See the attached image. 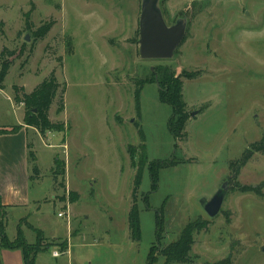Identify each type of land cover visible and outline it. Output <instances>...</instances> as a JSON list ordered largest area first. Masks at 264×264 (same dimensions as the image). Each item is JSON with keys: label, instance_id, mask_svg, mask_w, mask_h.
I'll return each mask as SVG.
<instances>
[{"label": "rangeland", "instance_id": "374dc122", "mask_svg": "<svg viewBox=\"0 0 264 264\" xmlns=\"http://www.w3.org/2000/svg\"><path fill=\"white\" fill-rule=\"evenodd\" d=\"M140 3L0 0V51L15 52L6 55L12 65L0 88V127L16 126L22 111L12 102L14 86L31 92L52 70L66 86L63 112L56 113L57 97L49 109L51 119L65 122V131L29 134L41 169L35 188L43 196L30 223L49 235L67 236L72 219V256L63 253L60 238L51 243L41 234L40 246L55 244L61 252L54 257L53 247L44 249L36 262L205 264L231 254L232 264H264V196L239 190L240 185L264 182V153L255 152L238 176L230 171V164L264 133V0H160L168 25L187 19L185 40L168 60L140 58ZM48 22L52 26L46 36L34 38L33 32ZM158 65L176 74L199 71L182 78L187 112L195 113L189 115L182 139L174 140L167 128L172 113L158 98L153 78ZM142 83L138 115L133 95ZM137 124L145 134L144 150ZM128 144L136 147L135 162L143 157L135 196L141 234L134 242L128 240L127 225L135 178ZM56 155L67 163L63 178L55 179L50 169ZM172 158L180 162L160 168L152 181L148 164ZM224 182L222 209L208 217L199 200L210 198ZM70 189L80 196L67 217L58 216L66 212L63 202L69 203ZM19 215L5 218L10 240ZM199 217L209 224L192 234V261L166 263L162 248ZM22 228L26 242L34 244L36 232Z\"/></svg>", "mask_w": 264, "mask_h": 264}, {"label": "trees", "instance_id": "16d2710c", "mask_svg": "<svg viewBox=\"0 0 264 264\" xmlns=\"http://www.w3.org/2000/svg\"><path fill=\"white\" fill-rule=\"evenodd\" d=\"M52 26V22H48L45 25L38 27L33 32V37L36 39H43L46 36V33L50 30ZM185 40V39H184ZM7 56L14 57L15 52L12 50L3 47L0 51V88H3V81L5 76L8 73L9 67L12 65V60L7 59ZM59 61V60H58ZM199 71H186L182 70L181 73L176 74L174 70H172L169 66L158 65V67L153 72L154 82L157 83L158 86V98L160 100L169 105L171 109V116L167 123V128L172 134L174 140L182 139L185 136V125L189 118V113L187 112V104L182 95L183 82L182 78L189 79L198 76ZM143 83L138 84L134 90L133 97L135 98V109L136 114H139L140 110V93L142 91ZM66 86L61 85L55 76V70H52L46 78H44L40 83H38L31 92H25L23 86H14L13 87V102L22 104L23 106V123L27 126L34 127L38 132L42 135L49 131H57L64 132L66 129L65 122L62 121H54L49 116V109L51 104L53 103V99L57 97L58 106L56 108V113H61L64 110V100L63 93L65 91ZM17 126H13L10 129L1 126V133H14L17 131ZM139 130V136L141 145L144 150V141L145 134L144 131L136 125ZM255 152L264 153V133L261 137L250 143L249 146L243 151L239 159L230 164V171L236 177L238 176L239 170L241 167L255 154ZM136 147L128 144V154L131 165L135 168L134 174V182L132 186V203L130 206V211L128 213V221L127 225L129 228L130 239L132 241H138L141 234V225H140V211L135 203L136 191L138 190L141 182H142V167L143 161L140 157L137 162H135L136 157ZM30 161L32 164V174H38L39 169L37 164H35V153L29 152ZM180 161L175 160L174 158L170 160H161L159 164L153 166L151 163L148 164V173L149 177H151L152 181H157V175L160 168L164 167H173L176 166ZM54 167L52 169L53 176L56 179L58 176L62 178L65 176V167L66 163L60 160L57 155L53 159ZM60 168V169H59ZM262 187H264V182L257 184L255 186L250 185H240L239 190L244 192H252L258 196H264L262 192ZM69 202H75L80 195L76 191L68 190ZM0 248L7 249H21L22 258L24 259V264H37L36 263V255L38 252L46 249L45 247L40 246L38 243L39 235L42 234V231L38 228H33L36 232V240L33 243L26 242L23 231L20 228V223L17 225V233L14 240H9L6 234L5 226V212L4 207H2L0 202ZM162 213V212H161ZM162 214L159 215L160 220L162 221ZM159 220V224L161 221ZM208 221L199 218L194 219L193 221L187 222V224L180 231L178 238L175 241L170 242L165 245L160 254L165 257L166 263H190L192 261L189 252L191 250V246L194 242L192 239V234L194 231H200L206 229L208 226ZM160 224V228H161ZM63 243V245H65ZM0 264H4L3 260L0 258ZM205 264H232L231 254L226 256V258Z\"/></svg>", "mask_w": 264, "mask_h": 264}, {"label": "crops", "instance_id": "0c3cea01", "mask_svg": "<svg viewBox=\"0 0 264 264\" xmlns=\"http://www.w3.org/2000/svg\"><path fill=\"white\" fill-rule=\"evenodd\" d=\"M14 105L22 109L21 113L18 115V118H17V124L19 125V127L17 128V131L14 133L7 132V133L0 134V202H1V205L5 209L6 216L12 215L13 213H17L18 215L20 214L17 218L16 227L19 224V222H23L22 225H20V228L23 231V235H24V229L22 228L23 225L28 228H31L33 231L35 228H38L42 231V234L47 239L51 240L53 238H58V239L60 238V240L62 241V244L66 242V244L63 245V253L65 252V254H67L69 251L70 244H71L70 238L71 236H73L71 235V229L73 227L71 225L72 219L70 222H67L66 224V227H68L69 229L68 232H70L68 233L67 236H60L56 233H52L49 235L45 232L44 227H42L41 225L38 224L37 226H34L33 224L30 223L32 216L37 217L38 210L40 207V201L42 200L43 196L38 195L37 188H35V186H37L40 183L39 179L41 178V169L39 165L37 164V156H36L35 149L33 148L34 143H32L31 141L32 137L30 138L29 134L31 133L41 134V133L38 132L34 127L32 128L23 123L24 110H23L22 104H18V103L15 104L14 102ZM3 127H6L7 129L11 128V126H3ZM30 151L35 153V158H36L35 164H37L38 169H39V172L37 174L38 176L35 175L34 177L32 174V164H31L30 156H29ZM53 167H54V164L52 161V166L50 169L52 170ZM65 176H66V167H65ZM72 191H76V190H72ZM63 203H65L64 204L65 210L70 211L71 203L70 202L68 203L67 201ZM16 233H17V230H16ZM81 235L83 239L84 234H81ZM15 237H16V234H15ZM128 240L132 241L130 239L129 228H128ZM51 243H53L52 240H51ZM50 247H53L54 248L53 250L57 249L55 244L50 245L46 249H49ZM59 251L61 252V250ZM0 256L4 264H24V259L22 258L21 249L4 248L0 251ZM67 256L68 257L72 256V251L68 253ZM54 257H58V256H54ZM37 264H40V263H37Z\"/></svg>", "mask_w": 264, "mask_h": 264}, {"label": "water", "instance_id": "95a60500", "mask_svg": "<svg viewBox=\"0 0 264 264\" xmlns=\"http://www.w3.org/2000/svg\"><path fill=\"white\" fill-rule=\"evenodd\" d=\"M140 4L138 24L140 58L147 60L172 58L186 37L187 19L180 17L172 25H168L163 18L160 0H141ZM24 38L25 41H29L28 35ZM226 193L224 182L210 198L202 197L199 200L200 207L208 217H215L220 213Z\"/></svg>", "mask_w": 264, "mask_h": 264}, {"label": "built area", "instance_id": "2783aa9c", "mask_svg": "<svg viewBox=\"0 0 264 264\" xmlns=\"http://www.w3.org/2000/svg\"><path fill=\"white\" fill-rule=\"evenodd\" d=\"M67 215H68V211H66V212L62 211V212H59V214H58V216H61V217H63V216L67 217ZM52 254L54 256H59L60 255V251L58 249H55V250H53Z\"/></svg>", "mask_w": 264, "mask_h": 264}]
</instances>
